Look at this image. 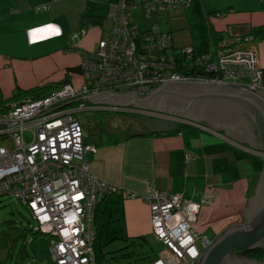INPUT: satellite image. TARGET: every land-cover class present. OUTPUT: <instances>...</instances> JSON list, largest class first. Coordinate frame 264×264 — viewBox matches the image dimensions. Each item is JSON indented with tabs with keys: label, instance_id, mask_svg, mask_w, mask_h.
<instances>
[{
	"label": "crops",
	"instance_id": "1",
	"mask_svg": "<svg viewBox=\"0 0 264 264\" xmlns=\"http://www.w3.org/2000/svg\"><path fill=\"white\" fill-rule=\"evenodd\" d=\"M118 1L0 0V101H10L16 90L43 86L53 90L64 84L79 87L83 83L82 54L96 50L100 35L101 23L93 21ZM43 4L46 10L37 8ZM135 15L147 26L141 28ZM131 16L139 30L155 26L170 34L176 47H191L196 54L255 50L264 85L261 0H192L187 7L153 10L149 16L136 10ZM81 27L86 33L70 39V34ZM247 35L253 40L240 42ZM253 95L264 102L260 94ZM86 102L89 105L84 104V108L98 111L121 109L109 102ZM77 111L73 116L83 129V142L95 149L86 154L90 171L122 190L97 203L95 242H101L103 234L129 243L152 237L146 198L151 186L195 203L208 198L210 201L201 204L197 213L195 228L202 235L215 238L226 227L244 223L247 197L253 195L262 168V156L251 147L204 123H185L168 132L153 133L128 116L131 124L121 130L102 117L96 127L87 121L81 123ZM128 128L131 132L121 133ZM127 191L137 196L129 197ZM157 242L159 254L163 245Z\"/></svg>",
	"mask_w": 264,
	"mask_h": 264
},
{
	"label": "built area",
	"instance_id": "2",
	"mask_svg": "<svg viewBox=\"0 0 264 264\" xmlns=\"http://www.w3.org/2000/svg\"><path fill=\"white\" fill-rule=\"evenodd\" d=\"M191 1L110 4L99 26L96 50L82 54L79 87L64 84L47 94L0 103V196L12 195L27 208L33 220L30 231L49 238L51 264H96V205L122 192L89 169L86 154L95 149L84 144L83 129L73 116L74 110L84 108L85 96L104 91L145 96L164 82L229 86L251 94L264 90L255 50L196 54L191 47H176L171 35L155 26L142 31L132 22L136 10L149 16L153 10L187 7ZM37 8L46 10L47 5ZM86 31L81 27L69 38ZM239 40L253 39L247 35ZM75 103L78 106L71 108ZM127 195L137 196L129 191ZM146 198L151 234L163 245L150 264H197L203 248L213 241L195 228L199 207L210 200L195 203L154 186Z\"/></svg>",
	"mask_w": 264,
	"mask_h": 264
},
{
	"label": "water",
	"instance_id": "3",
	"mask_svg": "<svg viewBox=\"0 0 264 264\" xmlns=\"http://www.w3.org/2000/svg\"><path fill=\"white\" fill-rule=\"evenodd\" d=\"M166 83H188L186 85L189 86L187 90L179 93L157 94L165 97L168 95V98L172 94L179 98L177 101L173 98H162L165 103H168V100L173 102L175 107L169 110L160 107L158 110L153 106L152 103L156 101L152 98L157 96V87L145 96L137 95L136 91H104L85 97L92 103L109 102L117 108L129 105L136 109L155 108L156 114H131L135 122L148 132H168L179 128L182 121L196 126L204 123L260 153L262 168L253 195L247 197L242 213L244 223L230 225L213 238V241L203 248L197 263L260 264L239 256L237 251H254L264 245V102L245 90L229 86L213 90L211 84L196 82H164L161 85ZM255 92L264 97V92Z\"/></svg>",
	"mask_w": 264,
	"mask_h": 264
},
{
	"label": "rangeland",
	"instance_id": "4",
	"mask_svg": "<svg viewBox=\"0 0 264 264\" xmlns=\"http://www.w3.org/2000/svg\"><path fill=\"white\" fill-rule=\"evenodd\" d=\"M136 18L141 28L147 26L143 18L138 16ZM76 115L81 123L87 121L95 127L98 126L101 117L111 127L121 130L131 124L124 112L112 109L98 111L86 106L83 110L77 111ZM131 130L132 128H128L121 133L131 132ZM32 224L33 220L29 211L16 197L9 194L0 196V264H50L49 238L33 234L30 231ZM100 241L94 242L96 264H104L105 261L101 260L103 253L106 259H109L110 254L120 255L131 252L132 257L125 258L129 264H150L161 249L153 236L146 237L145 241L134 240V243H129L120 239L107 238L103 234Z\"/></svg>",
	"mask_w": 264,
	"mask_h": 264
},
{
	"label": "trees",
	"instance_id": "5",
	"mask_svg": "<svg viewBox=\"0 0 264 264\" xmlns=\"http://www.w3.org/2000/svg\"><path fill=\"white\" fill-rule=\"evenodd\" d=\"M133 1V0H130ZM144 1V0H141ZM138 1V2H141ZM136 2V1H133ZM104 17V15L97 21L94 20L93 22H97V23H101L102 18ZM90 22H92L90 20ZM49 91V86H43V87H37V88H33L27 91H22V90H16V94L13 95V97L10 99V101L12 102L15 99H22L26 96H40L45 94L46 92ZM10 101H0L1 104H7ZM84 104H88V102L84 101ZM184 125H179V127H182ZM97 206V205H96ZM36 234V233H33ZM140 239H142L143 241H145V239H143V237H141ZM132 243V241H131ZM238 255L241 257H247L250 258L254 261L260 262V263H264V245L254 251H246V250H240L238 251ZM132 257V252L128 253V254H120V255H112L110 254L109 259H111V261L109 259H106V257L103 255L101 258L102 260L105 261L106 264H129V262L126 263H122V260H125V258H130ZM108 260V261H107ZM108 262V263H107Z\"/></svg>",
	"mask_w": 264,
	"mask_h": 264
},
{
	"label": "flooded vegetation",
	"instance_id": "6",
	"mask_svg": "<svg viewBox=\"0 0 264 264\" xmlns=\"http://www.w3.org/2000/svg\"><path fill=\"white\" fill-rule=\"evenodd\" d=\"M186 84H188V83H166L164 85L159 86V88L157 87V89L155 88L156 91H158L156 93V95L157 94L166 93V92H168V93H173V92H178L179 93V92H182L183 90H187V88H189V86H187ZM221 88H223V86L212 85V87H211V89H213V90H218V89H221ZM169 96H170L169 98H173L175 101H177V99H179L178 97L176 98V95L170 94ZM154 97H155V95L153 96L152 100L154 99L156 102L152 103V104H154L153 106H155L157 109H158V107H160L161 109L162 108H166V109L169 110V109H173L175 107L173 102L168 100V103H165L164 100L162 99L163 97L169 99L168 95L166 97L165 96H161V95H157L155 98ZM117 111L124 112L125 115L130 117L132 113H134V114H156L154 112H156L157 110H155V108L154 109H152V108L136 109V108H133V106L129 105V106H126L125 108H121V109H119ZM185 123L186 122H184V121L181 122V124H183V125ZM201 124H203V123H201ZM237 254H238V251H237Z\"/></svg>",
	"mask_w": 264,
	"mask_h": 264
}]
</instances>
